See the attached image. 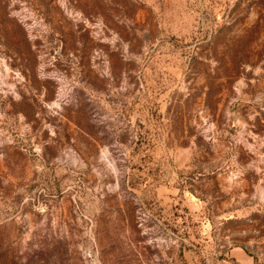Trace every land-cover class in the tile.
Instances as JSON below:
<instances>
[{"label": "rangeland", "instance_id": "374dc122", "mask_svg": "<svg viewBox=\"0 0 264 264\" xmlns=\"http://www.w3.org/2000/svg\"><path fill=\"white\" fill-rule=\"evenodd\" d=\"M264 264V0H0V264Z\"/></svg>", "mask_w": 264, "mask_h": 264}, {"label": "trees", "instance_id": "16d2710c", "mask_svg": "<svg viewBox=\"0 0 264 264\" xmlns=\"http://www.w3.org/2000/svg\"><path fill=\"white\" fill-rule=\"evenodd\" d=\"M246 252L252 257V259H253V264H260L257 260V256L256 255H254V254H252L251 253V251H249V250H247L246 249Z\"/></svg>", "mask_w": 264, "mask_h": 264}]
</instances>
